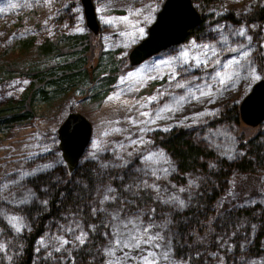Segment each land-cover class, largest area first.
<instances>
[{"label": "trees", "instance_id": "16d2710c", "mask_svg": "<svg viewBox=\"0 0 264 264\" xmlns=\"http://www.w3.org/2000/svg\"><path fill=\"white\" fill-rule=\"evenodd\" d=\"M63 12L59 20L69 19ZM200 13L186 37L223 58L231 57L233 82L247 80L253 67L262 71L264 2L253 0L243 11ZM81 35L72 33L71 38ZM36 36L32 33L21 42L40 37L47 44L43 49L52 47L44 34ZM170 53L177 62L176 78L163 76L146 102L147 115L164 120L166 126L148 130L146 148L156 156L161 152L152 163H159L167 179L176 184L190 180V199L181 205L179 200H152L142 188L131 192L137 176L147 172L140 152L120 158L107 149L94 153L85 146L67 171L56 136L37 138L49 147L25 159L21 172L0 176V264H69L66 258L78 264H141L124 259L129 249L116 247L115 241L145 224L151 213L155 222H149L161 237L156 241L159 247L153 245L151 251L155 264H264V118L255 132L240 129L236 100L223 94L224 84L215 85L217 61L187 63ZM83 58L68 63L81 80L94 74ZM177 83L185 86L176 87ZM201 90L209 95L201 96ZM11 100L16 99H10L9 106ZM22 114L15 107L5 118ZM82 233L83 244L76 239ZM56 246L64 259L55 257ZM111 248L114 255L107 252Z\"/></svg>", "mask_w": 264, "mask_h": 264}, {"label": "rangeland", "instance_id": "374dc122", "mask_svg": "<svg viewBox=\"0 0 264 264\" xmlns=\"http://www.w3.org/2000/svg\"><path fill=\"white\" fill-rule=\"evenodd\" d=\"M160 1L92 0L98 21L97 30L92 31L85 24L79 0H0V176L25 169V159L49 147L48 143L37 142V138L53 139L59 120L68 109H75L92 123L86 145L89 151L96 153L107 149L120 158H130L140 152L141 167L147 172L137 176L136 183L129 188L131 192L142 188L144 194L160 202L190 199L193 187L189 179L176 184L166 178L159 163H152L154 157L160 158L161 152L157 151L156 156L146 148L149 144L147 132L155 126H166V122L150 118L146 102L156 93L162 77L174 72L177 62L170 52H175L176 57L179 55L187 63L197 62V59L202 64L219 61L215 71H219L221 77H216L215 85L219 86L220 78L226 79L221 90L237 102L251 81L264 74V38L262 71L253 67L242 83L233 82L231 57L223 58V54L217 55L213 48L195 45L191 36L175 43L171 50L165 47L137 64H129L126 53L145 33ZM251 1L214 0L211 4L202 0L205 5L202 7L195 0L194 5L200 11H243ZM61 11L70 18L59 20ZM32 33L38 34L36 37L44 34L52 47L43 49L47 44L40 37L21 42ZM72 33L82 35L72 39ZM213 50L215 55H212ZM184 52L188 53L187 60L182 56ZM78 56L84 57L85 64L92 65L93 77L81 80L80 76L75 78L77 72H70L75 67L68 63ZM66 73L72 75L68 77ZM10 99H16L11 100V106ZM212 100L215 101V97ZM15 107L23 114L6 119ZM257 128L258 123L249 125L240 121V129L247 132H255ZM116 212L121 215L123 211ZM154 215L151 213L143 220L145 224H138L134 231L139 228L142 232L151 226L149 235L157 234L158 227L149 222H155ZM153 247L142 244L140 249H135L137 260L134 262H141L139 258ZM55 257L64 259L65 256L59 250ZM66 259L69 264H78L72 258ZM149 259L157 261V258Z\"/></svg>", "mask_w": 264, "mask_h": 264}, {"label": "water", "instance_id": "95a60500", "mask_svg": "<svg viewBox=\"0 0 264 264\" xmlns=\"http://www.w3.org/2000/svg\"><path fill=\"white\" fill-rule=\"evenodd\" d=\"M85 24L95 31L98 21L92 0H79ZM201 18L200 10L191 0H161L147 23L145 33L127 51L129 64H137L143 58L171 44L183 41L190 27ZM239 119L249 125L264 118V74L251 81L237 101ZM91 122L83 113L68 109L55 127L56 145L67 171L75 166L87 145Z\"/></svg>", "mask_w": 264, "mask_h": 264}, {"label": "snow or ice", "instance_id": "6c2138e0", "mask_svg": "<svg viewBox=\"0 0 264 264\" xmlns=\"http://www.w3.org/2000/svg\"><path fill=\"white\" fill-rule=\"evenodd\" d=\"M240 35H244V32L243 30H241L240 32ZM208 45H205L204 48L205 49H208ZM215 51L213 50L212 51V55H215ZM205 55H207V52H205ZM245 57H247L248 53L247 52H244L243 54ZM182 56L185 58V60H187L188 58V53L187 52H184L182 53ZM197 63H201V61L199 59H197ZM217 63H219V61H217ZM216 77H221V73L220 72H217L216 73ZM173 80L176 78V73L173 72L172 73V77H171ZM231 77H228V79H230ZM219 83L220 84H225L226 83V79L224 78H220L219 79ZM185 85L184 84H181V83H177L176 84V87H180V88H183ZM200 95L201 96H205V95H209V93H206L204 91H200ZM194 98H198V97H194ZM154 99V98H152ZM181 99H184L183 97ZM117 131H119L117 129ZM133 143H136V141H133ZM146 159H152V157H147ZM109 192H111V189L108 190ZM109 199V197L106 195L105 196V200ZM179 203L181 205H183V201H179ZM16 218H13V220H15ZM113 219H116V217H113ZM129 224L132 223L131 221L128 222ZM128 224H125V227H127ZM150 227H146L143 229V231L141 232L139 228H136V230L134 232H131V233H128L126 235V238L124 240H121L120 238H117L116 241H115V245L116 247L118 248H127L129 249L128 252H124L123 254V258L124 259H131V260H137V257L135 256H132L131 255V250L132 249H140L141 248V245L142 244H145V245H154L155 247H159V244H155L154 242L161 239V237L159 236V234H155V235H149V231H150ZM17 231H20V228L17 227L16 229ZM71 231V230H70ZM86 234L82 233L81 236H78L76 237V239L81 243L83 244L85 241H84V236ZM121 235H125V234H121ZM146 237V238H145ZM64 244L68 243V241H63ZM60 249H57V251H59ZM108 254L109 255H114L115 254V248H111V249H108L107 250ZM156 254L154 252H151L149 251L147 255L143 256V257H140V261H141V264H155V261L154 260H150L149 257H154ZM165 258L166 255H165Z\"/></svg>", "mask_w": 264, "mask_h": 264}, {"label": "bare ground", "instance_id": "6f19581e", "mask_svg": "<svg viewBox=\"0 0 264 264\" xmlns=\"http://www.w3.org/2000/svg\"><path fill=\"white\" fill-rule=\"evenodd\" d=\"M91 127H92V123H91ZM90 136H91V132H90ZM90 138V137H89Z\"/></svg>", "mask_w": 264, "mask_h": 264}]
</instances>
